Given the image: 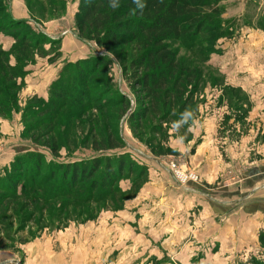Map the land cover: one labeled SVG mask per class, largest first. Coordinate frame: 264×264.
<instances>
[{
    "label": "rangeland",
    "instance_id": "374dc122",
    "mask_svg": "<svg viewBox=\"0 0 264 264\" xmlns=\"http://www.w3.org/2000/svg\"><path fill=\"white\" fill-rule=\"evenodd\" d=\"M11 1L18 4L11 6ZM50 1L6 0V5L10 11L14 6L22 8L30 17L25 3L28 2L40 30L48 37L65 35L69 29L76 36V12L73 21L67 16L68 8L72 9L78 0H61L64 7L54 15L48 8ZM221 5L222 19L231 20L230 26L233 24L231 36L212 44H204L197 37L168 41L177 61L200 73V80L195 88L185 85L182 95L176 94L172 114L162 124L161 134L152 132V127L159 123L151 112L145 120L134 124L119 119V106L107 103L116 97V92H109L97 83L101 74L107 76L113 89L128 97L135 112L148 105L143 91L136 92L125 82L117 61L128 66L134 56L132 45L113 47L109 52L97 48L93 41H86L89 51H97L111 60L103 72L91 74L85 93L90 103L102 106L90 114L63 107L53 118L50 129H44L46 126L31 129L44 114H35L34 118L23 116L28 106L40 105L36 90L45 92L44 70L35 74L37 69L34 76L26 79V74L18 79L22 83L16 107L13 113L0 118V179L5 176L4 169L18 156L22 157L20 164L25 169L16 177L17 187L5 180L0 182V264H72L73 261L122 264L123 258L112 253L117 245L114 239L117 240V235L125 239L128 232L143 234L145 226L141 218L146 214L153 218L162 216L174 238L167 244L168 255L162 259L153 256L152 264H253V257L264 261L257 230L253 229L254 221L261 225L264 216L253 220L246 213L250 214L257 203L264 207V0H222ZM67 59L61 53L56 61L60 62L58 72ZM182 103L184 118L179 128L176 121ZM41 130L45 131L44 136ZM111 132L120 135L133 156L138 161L143 159L147 166V171L141 174L134 170L131 175L125 172L121 177L116 176L117 187L122 190L130 189L135 182L134 192L116 194L98 203L68 206L57 196L50 203L38 201L33 195L19 197L24 189L27 192L65 189L53 162L67 163L94 156L93 141L100 143L99 135ZM44 143L55 145L56 153ZM32 151L41 153L46 162L52 163L37 168L25 158ZM170 163H175L183 175L195 173L197 179L182 182L168 167ZM49 177L53 179L47 180ZM74 189H77L74 194L87 189L86 183ZM165 189L179 191L173 201L168 200L171 203L167 210L161 212L154 200L135 209L144 196L155 192V198ZM179 189L193 194L180 193ZM74 194L70 200H74ZM113 219L120 222H112ZM210 251L215 253L210 256Z\"/></svg>",
    "mask_w": 264,
    "mask_h": 264
},
{
    "label": "trees",
    "instance_id": "16d2710c",
    "mask_svg": "<svg viewBox=\"0 0 264 264\" xmlns=\"http://www.w3.org/2000/svg\"><path fill=\"white\" fill-rule=\"evenodd\" d=\"M221 1L139 0L138 4L137 0H78L75 14L77 38L85 42L93 41L97 48L109 52L113 47L132 45L134 56L128 66L116 59L123 70L125 82L136 92L143 91V95L149 100L148 105H145L142 111L135 112L128 97L117 88L113 89L107 76L101 74L97 80L99 86L107 88L109 92L113 90L116 92V97L107 103L119 106L117 109L119 119L134 124L145 120L151 112L152 116H157L159 123L152 127V132L162 133V124H166L167 116L172 114L176 94L182 95L185 85L195 88L200 80V73L177 61L168 41L197 37L204 44H212L221 38L231 36L230 28L233 24L230 26L231 20L222 19L224 8ZM25 3L30 17L29 20H20L13 17L6 0H0V34L12 40L8 49L0 44V118L13 113L22 83L18 82V79L29 73L27 67L35 64L39 58L54 63L61 56L60 39L48 37L35 26L39 25L38 18L34 16L31 5ZM140 4L143 6H139ZM48 5L53 15L60 13L64 7L61 0H51ZM42 10L44 13L45 10L43 8ZM35 52H39V55L36 56ZM110 62L109 58L98 54L74 62L67 61L50 83L47 98L38 96L40 105L33 108L28 106L23 111V116L27 114L26 116L31 118L35 114H44V117L36 120L34 124L36 127L31 129H39L42 126H46L44 129H50L53 118L63 107H71L83 113L89 112L88 114L91 110L101 108L100 104L90 103L85 93L88 92L86 89L91 74L103 72V67L108 66ZM184 108L183 103L178 107L181 113L176 121L177 127L184 118ZM164 109L166 113L163 112ZM88 114L86 115L89 117ZM41 131L40 134L44 136L45 131ZM98 139L100 143L96 141L92 143L94 156L67 163L53 162L57 168L56 172H60L65 189L52 191L32 189L33 192L24 189L19 197L28 198L33 195L32 197L38 201L50 203L54 200L53 197L57 196L68 206L90 201L98 203L116 194L134 192L135 182L130 189L122 190L117 187L116 176L121 177L125 172L126 175H131L134 170H139L140 174L146 172L147 166L142 162L143 159L138 161L116 132L106 136L101 134ZM44 144L50 146L53 154L56 153L55 145ZM21 158L18 156L4 169L5 176L0 182L5 180L13 188L18 186L19 181L16 177L25 169L20 164ZM25 158L36 164L39 169L46 166L45 163L48 165L52 163L46 162L45 157L39 152H27ZM52 177L47 180L54 178ZM84 183L87 189H79L80 195L78 192L74 194L73 192L77 191L74 187ZM71 194H74V200H70ZM258 242L264 255V229L258 234ZM251 260L253 264H264V261L255 257Z\"/></svg>",
    "mask_w": 264,
    "mask_h": 264
},
{
    "label": "crops",
    "instance_id": "0c3cea01",
    "mask_svg": "<svg viewBox=\"0 0 264 264\" xmlns=\"http://www.w3.org/2000/svg\"><path fill=\"white\" fill-rule=\"evenodd\" d=\"M15 1V0H14ZM17 2V1H16ZM76 3V4H75ZM72 6V9H69L70 13L67 18L70 19L71 21H73V15L74 13L77 11V2H75ZM18 4V3H13V1H11V6H13ZM67 10V11H68ZM11 14L13 15V17L15 19H20V20H29V17L26 13L25 10L18 9L17 7H12L11 10ZM62 21V20H60ZM60 21H55V23L60 22ZM69 33V34H67ZM67 34V35H66ZM61 35V36H60ZM51 38L53 39H60L61 41V53L63 54V56H65V58H69L67 59V61H71L74 62L78 59H83V58H87L89 56L92 55H97L99 52L97 51H89L86 48V43L85 41L77 38V36H75L74 32L72 29H69L65 35H62L60 33L58 34H53V35H49ZM12 40L8 37H4V36H0V44L3 46V48L8 49L9 46L11 45ZM63 47L64 50H63ZM90 46V45H89ZM93 48V47H92ZM44 59V58H43ZM43 59H38L37 62L33 65H30L27 67V69L29 70V73L26 76H32L35 72V70L39 69V71L35 74H39L40 72H42V76H45L46 79H44L43 81L44 83V90L40 91V90H36V95L39 97H43L46 98L47 96V87H49L50 83L54 80V78L57 76L58 74V69L59 68L58 65L60 64V62H54V63H49L47 59H45V61H43ZM34 74V75H35ZM33 75V76H34ZM42 82H38V85H41ZM38 85H36L38 87ZM264 114V113H263ZM262 114V116L264 117V115ZM196 154V153H193ZM197 156V154L195 155ZM180 193H190L193 194L192 191H186L184 189H179ZM154 192V191H151ZM161 193H163L164 195L161 197ZM157 197H153L156 196L155 192L152 193V195H146L147 197H141V199L139 200V204H136L135 209H141L140 205L146 204L147 202L150 203V201H153V204L155 205V207H159L160 211L161 210H167V206L170 205V203H168V200L170 199L171 201H173L174 198L177 197L178 192L172 191V189H165L163 192H161ZM142 202V203H141ZM147 205V204H146ZM146 209V206H144ZM147 207H150V205H148ZM148 209V208H147ZM253 209V208H252ZM162 212V211H161ZM248 213L247 215H251V218H254L253 220H255L256 218L261 219L262 216H264V207L261 206V204L255 206V208L253 209L252 212H246ZM248 218V219H251ZM118 221L120 222L119 219L116 220H112V222H116L118 224ZM141 222L143 224V226H145V230L143 234H139V233H129L128 235H126L124 238L125 239H119V235H117V240L114 239V242L117 244L115 245L112 249V253H117V255L122 259L121 262H123L122 264H152V257H156L157 259H162L164 257H166L168 255L167 250L168 246L167 244L169 242H171L174 238L172 234H169L168 232V228H166L167 226V221L165 222V220L162 218V216H160V218H153L151 215L148 216L147 214L141 218ZM165 222V223H164ZM255 223L253 224V229L257 230V232L255 234L258 235V233L260 232V230L264 229V222L261 223V225L259 224V222L254 221ZM128 223V222H127ZM126 225H129L127 224ZM256 235V236H257ZM103 236H98L97 238H102ZM112 237V236H111ZM177 236L176 239L177 240ZM99 239V240H100ZM254 239V238H253ZM222 240V239H220ZM252 240V239H251ZM121 243V244H120ZM126 243H128V245H126ZM125 248H127V252L125 250ZM177 251V250H176ZM213 251V250H212ZM210 251V256L213 255L214 253ZM217 254V253H216ZM121 255V256H120ZM174 257V256H173ZM75 259V258H74ZM29 261V259H28ZM72 264H79V263H75V261H73Z\"/></svg>",
    "mask_w": 264,
    "mask_h": 264
},
{
    "label": "built area",
    "instance_id": "2783aa9c",
    "mask_svg": "<svg viewBox=\"0 0 264 264\" xmlns=\"http://www.w3.org/2000/svg\"><path fill=\"white\" fill-rule=\"evenodd\" d=\"M35 26L39 28L38 24H35ZM170 168L171 171L174 172V176L176 178H179L182 182H185L186 180L190 179V180H196L197 179V175L195 173H189L188 175H183V173L181 171H178L179 168L175 163H170V165L168 166Z\"/></svg>",
    "mask_w": 264,
    "mask_h": 264
},
{
    "label": "clouds",
    "instance_id": "9594fccd",
    "mask_svg": "<svg viewBox=\"0 0 264 264\" xmlns=\"http://www.w3.org/2000/svg\"><path fill=\"white\" fill-rule=\"evenodd\" d=\"M137 3L139 4V0H137ZM139 6H141V7H142L143 5H142V4H140Z\"/></svg>",
    "mask_w": 264,
    "mask_h": 264
},
{
    "label": "water",
    "instance_id": "95a60500",
    "mask_svg": "<svg viewBox=\"0 0 264 264\" xmlns=\"http://www.w3.org/2000/svg\"><path fill=\"white\" fill-rule=\"evenodd\" d=\"M98 55H103V54H101V53H98Z\"/></svg>",
    "mask_w": 264,
    "mask_h": 264
}]
</instances>
